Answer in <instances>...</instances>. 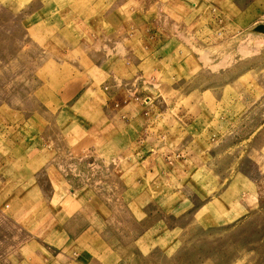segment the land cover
I'll list each match as a JSON object with an SVG mask.
<instances>
[{
	"label": "crops",
	"instance_id": "0c3cea01",
	"mask_svg": "<svg viewBox=\"0 0 264 264\" xmlns=\"http://www.w3.org/2000/svg\"><path fill=\"white\" fill-rule=\"evenodd\" d=\"M65 1L53 0L49 10L61 24L27 26L33 36L46 34L29 94L34 102L0 105L2 140L9 147L4 134L12 128L20 131L13 142L27 144L17 156H0L12 167V177L0 174V194L38 193L7 202L29 234L10 264H138L137 251L118 250L84 217L90 200L55 168V153L89 158L88 164L118 162L114 174L131 177L126 191L136 194L131 206L141 220L152 205L168 216L192 213V224L231 225L249 217L260 206L256 185L248 173L233 165L220 169L218 161L249 158L264 170L263 87H249L236 98L241 103L229 99L228 85V99L203 89L197 81L204 59L187 37L215 13L227 18L246 7L238 0ZM33 6V15L44 10ZM207 96L210 103L203 102ZM124 162L131 170L121 173ZM205 173L207 183L188 179ZM162 241L158 236L156 246Z\"/></svg>",
	"mask_w": 264,
	"mask_h": 264
},
{
	"label": "rangeland",
	"instance_id": "374dc122",
	"mask_svg": "<svg viewBox=\"0 0 264 264\" xmlns=\"http://www.w3.org/2000/svg\"><path fill=\"white\" fill-rule=\"evenodd\" d=\"M62 1L65 5L66 1ZM238 1L246 7L242 8L243 13L227 15V18L222 12L215 13L213 20H207L202 29L187 34L188 39L199 46L194 52L204 59L202 75L197 84H201L203 89L214 88L220 97L224 94L225 99L227 85L231 96L229 99L242 98L249 87L258 89L261 86L264 89V0ZM51 2L53 0H0V105L6 103L14 107H28L34 102L29 94L37 82L33 80L34 72L40 66L37 61L45 55L41 41L46 34L33 36L34 33L27 26L39 20L61 24L57 17L50 16ZM35 3L44 10L33 15ZM263 89L261 94L264 95ZM205 98L204 103L211 102L210 96ZM159 127H163L162 120ZM9 130L4 134V139L7 136L11 138L9 147L0 134L2 157L9 151L17 156L24 151L22 147L27 146L24 142H13L20 133L18 129ZM54 158L55 168L62 174L67 173L65 178L71 186L81 189V198L90 200L83 214L87 221L116 244L118 250L123 253L137 251L133 262L135 259L138 264H264V170L260 172L259 164L253 160L225 156L219 159L220 169L233 165L249 174L258 189L260 206L238 223L218 225L213 222L192 224V213L182 217L168 216L153 205L149 207V216L141 220L131 206L132 196L136 194L126 191L127 185L132 182L131 177L122 175V180L114 174L118 162L94 163L89 160L88 164L89 158L77 160L64 152L55 153ZM7 163V159L0 160V174L12 177L9 176L12 167L7 168ZM130 170V164L124 162L122 171H117L124 173ZM190 178L207 183L208 175L205 173L202 177L196 175ZM176 179H172V182L178 183ZM43 180V186L48 189ZM59 195L52 198L58 201L63 196ZM42 196L47 198L50 193L43 191ZM200 196L204 197L205 194L201 193ZM23 197L33 200L38 193L28 192L20 196L17 192L12 194L5 191L0 194V264L12 263L17 258L19 247L29 239L27 230L12 219V210L7 204ZM156 223L159 224L154 228V233L149 234L148 229ZM165 225L169 229H176L175 232H162ZM158 236L163 238L160 246L155 244ZM137 239L138 249L134 248L133 243Z\"/></svg>",
	"mask_w": 264,
	"mask_h": 264
}]
</instances>
